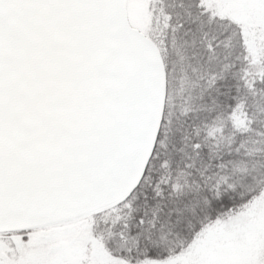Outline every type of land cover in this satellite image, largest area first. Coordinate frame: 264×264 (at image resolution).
Masks as SVG:
<instances>
[{
    "label": "snow or ice",
    "instance_id": "obj_1",
    "mask_svg": "<svg viewBox=\"0 0 264 264\" xmlns=\"http://www.w3.org/2000/svg\"><path fill=\"white\" fill-rule=\"evenodd\" d=\"M0 264H264V0H0Z\"/></svg>",
    "mask_w": 264,
    "mask_h": 264
}]
</instances>
